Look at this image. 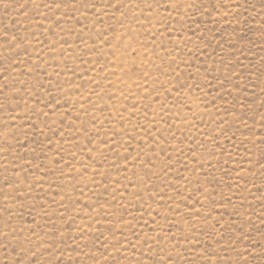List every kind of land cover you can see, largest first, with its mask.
I'll return each mask as SVG.
<instances>
[{"label":"rangeland","instance_id":"374dc122","mask_svg":"<svg viewBox=\"0 0 264 264\" xmlns=\"http://www.w3.org/2000/svg\"><path fill=\"white\" fill-rule=\"evenodd\" d=\"M174 2L0 0V264H264V0Z\"/></svg>","mask_w":264,"mask_h":264},{"label":"snow or ice","instance_id":"6c2138e0","mask_svg":"<svg viewBox=\"0 0 264 264\" xmlns=\"http://www.w3.org/2000/svg\"><path fill=\"white\" fill-rule=\"evenodd\" d=\"M165 7H166V10L168 11H171L172 8H176L179 11V0H175L174 3H172L171 5H167ZM225 15H227V13H225ZM262 120H264V116H262ZM261 142L264 143V136H262ZM4 235L6 236L7 233H4ZM17 264H20V262H17ZM33 264H35V262H33Z\"/></svg>","mask_w":264,"mask_h":264}]
</instances>
